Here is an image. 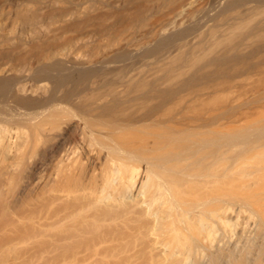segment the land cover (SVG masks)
<instances>
[{
	"label": "bare ground",
	"instance_id": "bare-ground-1",
	"mask_svg": "<svg viewBox=\"0 0 264 264\" xmlns=\"http://www.w3.org/2000/svg\"><path fill=\"white\" fill-rule=\"evenodd\" d=\"M45 135L57 241L264 264V0H0L5 175Z\"/></svg>",
	"mask_w": 264,
	"mask_h": 264
},
{
	"label": "rangeland",
	"instance_id": "rangeland-1",
	"mask_svg": "<svg viewBox=\"0 0 264 264\" xmlns=\"http://www.w3.org/2000/svg\"><path fill=\"white\" fill-rule=\"evenodd\" d=\"M20 68L24 69L22 66ZM60 137L62 135L43 136L35 146L33 145L34 147L29 148L23 161L16 163L18 166L14 167L15 171H12L15 173L12 172L11 175L8 173L5 175L7 161L0 157V164L2 162V167L0 165V264L207 263L205 259V262L201 259L182 260L181 253L177 250L183 249L184 246L176 248L178 254L167 256L165 246L157 242L155 235L147 232L145 236L144 233L137 235L140 238L134 240L136 243L123 241L94 247L76 242L57 241L56 234H65L67 230L54 226L57 219L51 216L52 212L48 214L52 208L47 205L49 204L47 201H49V188L52 182L51 155L61 146ZM129 194L132 195L134 192H127V196H130ZM66 224L63 228L69 226L70 222L67 226ZM124 243L126 245H123ZM91 250L100 254L89 256ZM133 254L135 255L130 256Z\"/></svg>",
	"mask_w": 264,
	"mask_h": 264
}]
</instances>
